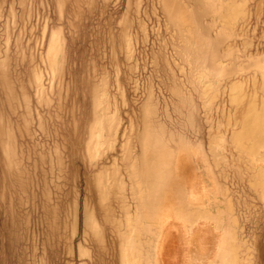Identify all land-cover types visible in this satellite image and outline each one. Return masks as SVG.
<instances>
[{"label":"rangeland","instance_id":"1","mask_svg":"<svg viewBox=\"0 0 264 264\" xmlns=\"http://www.w3.org/2000/svg\"><path fill=\"white\" fill-rule=\"evenodd\" d=\"M263 120L264 0H0V264H264Z\"/></svg>","mask_w":264,"mask_h":264},{"label":"bare ground","instance_id":"2","mask_svg":"<svg viewBox=\"0 0 264 264\" xmlns=\"http://www.w3.org/2000/svg\"><path fill=\"white\" fill-rule=\"evenodd\" d=\"M241 120L244 122V124L247 127H252L253 128V127H258V126L261 125V124H259V121H258L257 116L255 115V113L249 112L247 110L244 111V114H243ZM263 122H264V120H263ZM160 152H161L160 164L162 165L163 163L165 164L167 162L169 151H168L167 148L163 147V148L160 149Z\"/></svg>","mask_w":264,"mask_h":264}]
</instances>
